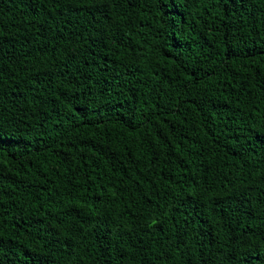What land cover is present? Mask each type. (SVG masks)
<instances>
[{
    "label": "trees",
    "instance_id": "1",
    "mask_svg": "<svg viewBox=\"0 0 264 264\" xmlns=\"http://www.w3.org/2000/svg\"><path fill=\"white\" fill-rule=\"evenodd\" d=\"M0 264H264V0H0Z\"/></svg>",
    "mask_w": 264,
    "mask_h": 264
}]
</instances>
